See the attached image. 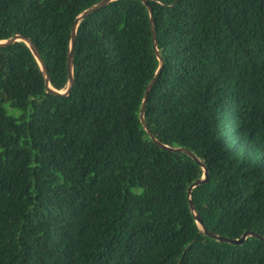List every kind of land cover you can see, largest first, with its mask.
Returning <instances> with one entry per match:
<instances>
[{
	"label": "trees",
	"instance_id": "16d2710c",
	"mask_svg": "<svg viewBox=\"0 0 264 264\" xmlns=\"http://www.w3.org/2000/svg\"><path fill=\"white\" fill-rule=\"evenodd\" d=\"M97 1L0 0V40L30 38L64 89L71 24ZM148 4L164 62L146 123L207 167L191 191L206 228L264 236V0ZM158 65L141 0L79 21L65 96L23 41L0 47V264H264V240L203 233L186 192L202 167L144 130Z\"/></svg>",
	"mask_w": 264,
	"mask_h": 264
},
{
	"label": "water",
	"instance_id": "95a60500",
	"mask_svg": "<svg viewBox=\"0 0 264 264\" xmlns=\"http://www.w3.org/2000/svg\"><path fill=\"white\" fill-rule=\"evenodd\" d=\"M113 0H99L96 3L90 5L89 7L85 8L84 10H82L73 20L72 24H71V28H70V39H69V46H68V52H67V76H68V80H67V84L66 87L64 89L58 90L53 88L50 83H49V72L48 69L46 67V65L44 64L35 44L33 43V41L28 38L25 37L19 33H15L13 34L11 37L7 38V39H2L0 40V47L8 45L14 41H23L30 49L32 55L34 56V58L36 59L42 73H43V77H44V83H45V90L49 93L52 94H59V95H68L72 89V86L74 84V74H73V67H74V43H75V39H76V28L77 25L79 23V21L84 18L85 16H87L88 14H90L92 11L108 4L109 2H111ZM146 6L147 9L149 11V23H150V30H151V35H152V43H153V50L154 53L156 54L158 60H159V65L158 68L154 74V76L152 77V79L149 81L148 85L146 86L145 90H144V94H143V99H142V103L140 106V121L141 124L144 128V130L146 131V133L149 135V137L152 139V141L157 144L158 146H160L163 149L169 150V151H181L186 153L187 155H189L191 158H193L197 163H199V165L202 167L203 173L201 175L200 178L196 179L195 181H193L188 187H187V197H188V204L190 207L191 212L194 215L195 221L196 223L201 227L202 231L204 234H206L209 237H212L218 241L221 242H228L231 244H241L244 242V240L246 239V237L248 236H254V237H258L262 240H264V236L261 235L260 233H257L255 231L252 230H246L243 232V234L238 237V238H231V237H226L223 235H220L214 231L209 230L208 228L205 227V225L202 222L201 217L198 215V213L195 211L192 199H191V191L192 188L195 187L198 184H203L206 183L209 179V175H208V169L207 167L204 165V163L189 149H187L186 147H172L169 145H166L162 142H160L151 132V130L149 129L145 119H144V109H145V105H146V101H147V97H148V93L150 88L152 87L153 83L156 81L160 71H161V67L163 66V59L162 57L159 55L158 49H157V40H156V33H155V26H154V18H153V11L150 7V5L148 4V0H141Z\"/></svg>",
	"mask_w": 264,
	"mask_h": 264
},
{
	"label": "rangeland",
	"instance_id": "374dc122",
	"mask_svg": "<svg viewBox=\"0 0 264 264\" xmlns=\"http://www.w3.org/2000/svg\"><path fill=\"white\" fill-rule=\"evenodd\" d=\"M4 106H5V108L7 109V112H8V113L18 114V110L12 108V107L9 105L8 102H6V103L4 104Z\"/></svg>",
	"mask_w": 264,
	"mask_h": 264
}]
</instances>
